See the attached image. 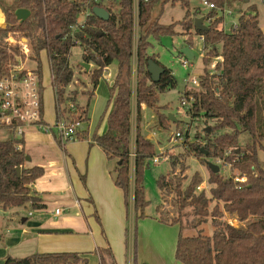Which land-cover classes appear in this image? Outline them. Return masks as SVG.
I'll use <instances>...</instances> for the list:
<instances>
[{
  "label": "trees",
  "instance_id": "1",
  "mask_svg": "<svg viewBox=\"0 0 264 264\" xmlns=\"http://www.w3.org/2000/svg\"><path fill=\"white\" fill-rule=\"evenodd\" d=\"M109 1V0H108ZM15 0L8 4L0 0V8L5 15V27H0V77L9 73L10 65L19 58H29L37 63L33 69L39 76L42 87L41 53H47L52 86L55 91L56 121L66 118L77 122V138H89V108L92 92L87 91L86 105L77 101V95L69 91L75 80V72L70 66L72 48H83L82 61L92 63L90 81L93 89L99 83L106 67L117 61L118 71L110 88V97L100 124L106 123V131L92 134V140L105 152L110 161H116L112 170L115 185L123 191L127 211L130 207L131 177L130 156L132 136V103L137 104L138 121L141 120V105L156 111L158 123L169 127L170 119L161 110L159 96L177 86V79L171 69L166 68L155 54L149 53L150 38L160 40L164 36L178 34L180 24L188 34L187 44L193 45L192 30L205 37L203 56L204 69L200 76V89H193L196 103L188 113L204 117L212 122L210 132L205 129L202 141L190 143L186 155H195L202 161L212 158L224 159L232 164V176L225 177L220 171L214 173L210 167L208 182L211 185L197 192L204 178L196 172L186 188L180 181L160 175L157 185L164 193H175V203L179 208V218L161 222L177 224L187 208L197 217L196 224L206 223L209 218L215 228L211 236L199 234L185 236L179 232L176 245V260L182 264H264V167L258 157V148L264 150V114L259 118L260 98L264 96V30L259 23L257 6L243 12L236 27L225 31V17L216 10L208 13L212 17L209 30L200 31L194 27L200 11L190 10L189 0H138L135 39L134 0ZM230 8L232 0H209ZM115 2L117 5H115ZM180 2L186 9L182 21L170 25L160 23L165 5ZM264 4V1H263ZM104 7L110 14L108 20L93 14L80 29L74 42L67 35L77 17L90 7ZM18 8L30 10L31 15L23 22L15 15ZM13 35L18 40H26L30 48L28 56L19 43L11 44L7 38ZM222 56L216 65V72L210 73L213 60ZM154 60L165 68L161 80L153 82L148 71L149 61ZM135 82V88L133 86ZM73 103L74 108L69 105ZM44 111V110H43ZM247 133L250 141L240 142V135ZM61 146V140L54 135ZM200 139V140H201ZM23 144L18 150L17 145ZM24 139L0 140V204L4 209L23 207L31 203L34 208H44L43 200L34 193L32 186L45 174L41 166L27 167L28 155ZM202 148L207 155H204ZM231 151L230 154H226ZM135 186L133 191V264H149L138 258L137 220L145 218L149 200L146 197L144 172L158 155L156 145L141 132L138 124L136 132ZM167 154V153H166ZM169 158L173 157L168 155ZM21 174L18 175V168ZM237 175L246 180L235 181ZM85 178L83 177V180ZM93 203L92 198L89 199ZM215 205L211 208V204ZM223 204L222 208L220 204ZM161 213L160 205L156 208ZM224 212L236 214L244 227H235L223 221ZM99 221L97 211L93 213ZM100 264H118L112 248L99 249ZM108 257V259H107ZM4 264H89L86 254L79 252H36L26 257L8 256Z\"/></svg>",
  "mask_w": 264,
  "mask_h": 264
},
{
  "label": "rangeland",
  "instance_id": "2",
  "mask_svg": "<svg viewBox=\"0 0 264 264\" xmlns=\"http://www.w3.org/2000/svg\"><path fill=\"white\" fill-rule=\"evenodd\" d=\"M5 1L8 4H14L15 0H1ZM106 2L108 0H105ZM114 0H109L108 2ZM190 1V10L193 13L194 11H200L201 16L207 14L208 8L203 4V0H189ZM264 0H232V4L243 5V3H255L257 6V10L259 13V23L262 29L264 30ZM111 4V3H110ZM115 5L116 2H115ZM136 14H137V5ZM245 8L247 7L244 6ZM233 11L232 15L226 16V29L231 28V24L237 21V11L236 7H230ZM247 9V8H246ZM241 9V11H243ZM186 9L182 7L180 2L172 5L171 2H168L164 11L160 18V23L164 25H170L174 22L182 21L185 17ZM207 23V22H206ZM176 31L178 34L174 36H164L160 40H155L150 38L152 45L149 47V53L155 54L157 60L164 65L166 68L171 69L177 79V86L174 89H171L165 93L160 94L159 105L164 107L162 113L166 116L173 114L177 121L170 120L169 127L164 128L158 123V117L156 111L147 107L143 111V118L141 115V120L138 121V112L136 107L133 110L132 117V136H131V151L135 152L136 150V132L138 124L141 125L143 121V129L141 132L145 131L146 135H149L150 138H147L143 133V135L151 140L156 147L162 148L161 152L157 149L159 158L158 162H151L150 166L144 172V185L146 190V197L149 200V205L146 208V212L151 215H159L162 216L164 220L171 221L179 218V208L175 203V193L169 192L166 190L164 193H161L157 185V180L160 175H167L168 178L174 179V181H180L182 188H186L189 184L192 176L199 172L204 178V182L202 183L205 186V189L208 191L210 188V184L208 182L210 170L206 161L200 160L198 157L193 155H186L187 150L189 149V144L194 143L195 141H202L201 138H196V135L199 134L204 138L205 129L210 128L209 125L212 122L207 123L204 117H195L189 114L181 105V95L184 89L186 88L185 80L189 79L193 75L201 76L204 64H203V56L202 51L199 50V36L196 34V31L192 30V52L194 57L190 59L192 62V67L189 66L185 68L182 63V59L185 57L181 51L184 47L191 46L187 44L188 34L184 33L182 26L179 24L176 27ZM13 38H16L13 35H10ZM9 36V37H10ZM138 36V26L136 22L135 29V39L137 41ZM18 40V39H17ZM18 43V42H17ZM82 53L83 48L79 45H76L72 48V54L69 57L70 66L77 72L82 63ZM41 63H42V87H43V105H44V118L51 119V121L55 120V93L52 87V77H51V69L48 56L45 51L41 54ZM214 61V60H213ZM23 63L26 64V68L32 70L37 66V63L31 59L23 58ZM73 82V87L80 88V82ZM200 89V87L196 88ZM69 91L74 92L76 94L77 90H72L68 88ZM80 101L82 100V104L86 105V100L83 98L82 94H79ZM260 110H259V118L261 114H264V96L260 98L259 101ZM49 121V120H48ZM261 121V118H260ZM264 122V121H263ZM54 124V123H52ZM51 124V125H52ZM141 128V126H140ZM177 132H181L182 136L180 139L175 138V134ZM58 131L53 129L52 132H46L45 130L39 129L36 126H30L26 128V133L24 135L25 142V152L28 157H30V161L26 162V165L32 167L34 165L41 164H49L52 161L57 162L58 166L62 167L63 165V155L65 148L68 149V146L72 144V141L62 143V147L58 146L54 140V134H57ZM93 134V133H92ZM13 137H16L11 130H0V140H8ZM92 138L89 130V138L88 139H79L77 138L76 150L80 151L81 149V141H87ZM250 136L247 133H242L240 135V142L245 143L250 141ZM155 141H154V140ZM201 139V140H200ZM264 143V142H263ZM62 148H64L62 150ZM66 152V151H65ZM167 153V154H166ZM168 155L173 156L172 158ZM258 157L261 165L264 167V150L258 148ZM86 158V153H85ZM135 158L132 159V161ZM209 161L215 162V159L209 158ZM130 159V177H131V197L133 199V191L135 186V169L134 164ZM72 164V162H71ZM116 161L111 162V166H115ZM132 164V166H131ZM75 165V164H73ZM219 165V164H218ZM221 173L225 177H229L231 175L230 167H224L222 163H220ZM219 165V166H220ZM47 170L48 167H46ZM232 169V168H231ZM85 174V173H83ZM47 176H44V179ZM79 182L84 188V180L82 181L80 177H78ZM199 192V190H197ZM51 196L54 197V200L48 202L47 209H39L34 208L31 203H27L23 207H11L4 209L0 204V241L2 240V236L8 235V232L11 229H15L16 226L20 225L24 216H27L29 211L35 212L34 217H40L44 215L47 217L50 224H55L57 222L67 221V226L73 228L77 232H89L90 234L93 231L98 235L101 232L103 235L104 232L115 231V227H111V219L105 218L103 219V215L101 214L98 206L95 204V207L90 205L86 199L82 196H79L81 199L82 205H76L75 199H73L74 195L68 192L63 195L60 191H52ZM63 196V198H61ZM83 202V203H82ZM133 202V200H132ZM161 207V213H157V206ZM215 205V202L211 204V208ZM221 208L223 204L221 203ZM56 208L63 209L61 216H54V212ZM97 211L100 220L98 221L93 213ZM128 221L126 222V230H127V240L129 245V254L130 258L133 254V228H134V214L133 212H128ZM226 213L228 215H226ZM31 217V216H30ZM228 217V218H227ZM32 219V218H31ZM237 219L238 221H235ZM233 220V222L231 221ZM137 220V227L138 222ZM197 217L191 212L190 208H187L181 217V222L174 224V234L172 237L166 233H160L162 236H165L166 245L165 250L168 258L172 255L174 251V244L176 245L177 237L179 236V232L181 230L185 236H195L199 234L209 235L211 236L214 232V227L212 225L211 219L206 223L201 225L196 224ZM223 221L227 222L230 225L235 227H244L247 224L246 222L239 221L236 214L224 212ZM49 224V225H50ZM173 225V224H169ZM14 232V231H12ZM14 234V233H13ZM159 234V235H160ZM140 236V233H139ZM141 237V236H140ZM146 248H150L147 240H144ZM22 248V247H21ZM149 251V250H148ZM35 253V251H31V249H23L22 251H18L15 253L14 257H26ZM175 255V252H174ZM175 257V256H174ZM132 259V258H131ZM131 264H132V260ZM93 263V258H91V264Z\"/></svg>",
  "mask_w": 264,
  "mask_h": 264
},
{
  "label": "crops",
  "instance_id": "3",
  "mask_svg": "<svg viewBox=\"0 0 264 264\" xmlns=\"http://www.w3.org/2000/svg\"><path fill=\"white\" fill-rule=\"evenodd\" d=\"M254 4L255 3L252 4L249 2L243 3V5H240V3H233L231 8L234 6L238 9L235 11L238 19L243 12L249 11V7ZM246 5L247 9L244 7ZM243 8L244 10L241 11ZM0 10L2 11L1 8ZM5 25L4 15V21L0 27H5ZM201 46L202 45L199 40L197 46L199 50ZM189 47L192 50V46ZM83 63L85 62L82 61L77 72L73 69L75 72V82H80V88L73 87V83L69 86V88L77 90V101L80 104H82V100L80 101L79 94L83 95L87 104L89 95L86 93L87 91L92 92L93 90L89 108V130L91 135L97 128L99 133H103L106 131V123L103 122L100 124V120L108 104L110 88L115 81L118 64L117 61H114L110 66L106 67L98 85L95 89H93L90 81V71L94 68V65L89 63L90 67L89 69H86ZM24 65L26 66L25 63ZM133 86L135 88L134 81ZM135 107L137 110V104L135 99H133L132 109L134 110ZM146 108L147 106L145 104L141 105L142 118L143 111ZM44 119L49 124L56 122V117L54 121H51V119ZM140 126L142 131L143 121ZM144 132L145 131L142 133L147 138H150V136L146 135ZM55 142L58 144L56 140ZM75 142L76 140L72 141V144L68 146V149L65 148L66 152L63 150L64 148H62L64 151L62 167L58 166V163L54 161L49 164L34 165L41 166L45 170L43 177L37 180V182L32 186L34 193H36L45 204V207L41 208V210L45 208L47 209L48 202L54 200V197L51 196L52 191H60L63 195L70 192L74 195L73 199H75V202L78 201V203L76 202V205H82L79 200L81 199L79 196L84 197L86 201L92 205V207H95L96 204L103 215V219H111V227H115V231L104 232L103 235L101 232L96 235L94 231L92 234H90V231L84 233L77 232L73 228L67 226V221L50 224L51 222L47 217H44V215L36 218V216L34 217L35 212L29 211L27 216H24L22 219L20 225L16 226L14 230L11 229V231L8 232V235L2 236V240L0 241V264H4L5 259L8 256H13L15 253H18V251H22L23 249H31V251H35V253L67 251L79 252L86 254V257L89 259V264H91V258H93L92 264H100L98 251L99 249H106L109 246L112 248L118 264H131V258L133 264V254L130 258L126 230V222L129 217L128 212L130 211L134 214L131 193L130 207L127 211L123 191L118 188L114 182L112 174L114 166H111L112 161L107 158L103 149L98 144L94 143L92 138L87 141H81V145H79L81 146L80 151L76 150L77 144ZM58 146L60 145L58 144ZM157 149L161 152L162 148L160 149L157 147ZM26 166L29 167L28 165ZM46 167H48L49 170H47ZM44 176L47 177L44 179ZM78 177H80L82 181L83 177L85 178L84 188L79 182ZM61 198H63V196ZM91 198L93 203L89 201ZM61 214L58 215L54 212V216L56 217L61 216ZM146 214L147 216L145 218L140 219L137 227L139 260L149 264H182L176 260V257H174L177 242L176 245L174 244V251L172 252V255L168 258L165 250L166 248L164 246L166 245V239L165 236L160 234L162 232L163 234L166 233L172 237L174 234V225L161 222L159 220L160 216L157 214L151 215L147 212ZM226 215L228 214L226 213ZM234 220L238 221L237 219ZM231 221L233 222V220ZM139 233L141 237L139 236ZM145 239L149 243V251L146 248L144 242Z\"/></svg>",
  "mask_w": 264,
  "mask_h": 264
},
{
  "label": "built area",
  "instance_id": "4",
  "mask_svg": "<svg viewBox=\"0 0 264 264\" xmlns=\"http://www.w3.org/2000/svg\"><path fill=\"white\" fill-rule=\"evenodd\" d=\"M135 1V6L137 5L138 9V0ZM203 4L208 8V11L216 10L218 15H223L226 19V16L232 15L233 11L225 4L223 7L218 6L215 2H211L209 0H203ZM208 12V13H209ZM208 13L203 15L204 23L209 25L212 21V17L208 16ZM93 14V11L90 7L86 8L84 12H82L76 19V22L71 26V30L67 35L74 42L78 43L76 40V33L82 29L90 16ZM238 20V19H237ZM135 22H137V14L135 7ZM207 22V23H206ZM237 21L231 24V28L226 29V22H223V29L225 31H229L230 29L236 27ZM8 42L11 44H17L21 46L23 52L28 56L30 52V48L26 43V40H17L12 36L7 38ZM199 40L201 43L200 50L202 51V56H204V42L205 37L203 35L199 36ZM27 59V58H26ZM222 61V56H218L214 59L211 64L210 73L214 74L216 71V65L218 62ZM183 66L188 68L192 67V62L188 57H184L182 59ZM186 88L182 92L181 95V105L182 107L189 112L193 109L196 103V95L191 93L193 89L200 87V76L193 75L189 79L185 80ZM71 108H74L73 103L69 105ZM44 105H43V90L41 88V83L39 80V76L32 70L26 68L23 63V59L19 58L18 62L10 65L9 73L5 76L0 77V130H11L16 137L15 139H24V135L26 133V128L30 126H36L39 129L45 130L46 132H52L53 129L58 131L55 134L63 143L71 142L77 140V127L79 123L70 122L66 118H60L58 121L51 125L47 123L44 119ZM182 136L181 132H177L175 134L176 139H180ZM23 144H18L17 149H22ZM231 151H227L226 154H230ZM136 157V153L131 151L130 159H134ZM159 158L155 157L153 162H158ZM132 163L135 166L134 160ZM215 163V162H214ZM222 163L224 167L232 168V164L225 161L224 159L216 160V164ZM132 166V164H131ZM135 169V167H134ZM232 176V174L230 175ZM246 180V176L237 175L235 177V181ZM205 189V186L201 184L197 187V190L201 192ZM78 203V201H76ZM63 209L57 208L55 210L56 214H61Z\"/></svg>",
  "mask_w": 264,
  "mask_h": 264
},
{
  "label": "water",
  "instance_id": "5",
  "mask_svg": "<svg viewBox=\"0 0 264 264\" xmlns=\"http://www.w3.org/2000/svg\"><path fill=\"white\" fill-rule=\"evenodd\" d=\"M93 12L96 16L102 18L103 20L109 19L110 14L104 7L96 6L93 8ZM15 15L19 21L23 22L29 18L31 12L30 10L25 8H18L15 11ZM204 20L205 19L203 16L195 18L194 27L200 31L209 30V27L204 23ZM181 53L184 56L188 57L189 59H192L194 57V54L189 46L184 47ZM83 65L86 67V69H89L90 67V64L88 63H83ZM148 71L151 74L153 82H159L161 80L163 73L165 72V68L159 63L155 62L154 60H150L148 65ZM169 119L172 121H177L176 118L173 116V114L169 115ZM210 130H211L210 128L206 129L207 132H210ZM202 152L204 153V155H207V152L205 151L204 148H202ZM27 161H30V157L27 158ZM206 163L214 173H218L220 171V167L218 164L209 161L207 159H206ZM17 171H18V175L20 176L21 168L19 167Z\"/></svg>",
  "mask_w": 264,
  "mask_h": 264
},
{
  "label": "bare ground",
  "instance_id": "6",
  "mask_svg": "<svg viewBox=\"0 0 264 264\" xmlns=\"http://www.w3.org/2000/svg\"><path fill=\"white\" fill-rule=\"evenodd\" d=\"M3 21H4V15L2 11L0 10V25L3 23Z\"/></svg>",
  "mask_w": 264,
  "mask_h": 264
}]
</instances>
